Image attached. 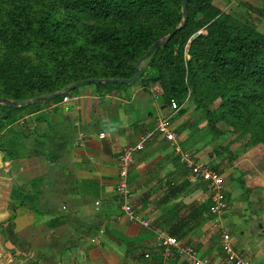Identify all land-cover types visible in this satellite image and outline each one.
<instances>
[{
    "label": "crops",
    "instance_id": "obj_1",
    "mask_svg": "<svg viewBox=\"0 0 264 264\" xmlns=\"http://www.w3.org/2000/svg\"><path fill=\"white\" fill-rule=\"evenodd\" d=\"M91 85L69 92L68 102L29 105L0 137V256L26 264H192L179 254L161 263L157 238L169 236L191 245L200 257L229 264L205 184L182 166L163 136L136 153L128 178L133 207L149 225L122 211L118 158L171 113L159 85L137 82L113 90ZM188 122L180 128L186 133L182 148L226 178L228 207L218 226L232 235L238 254L264 264V147L242 148L237 157L214 134L193 145L196 132L185 126ZM187 179L190 186L169 198ZM18 214L30 218L18 223ZM18 227L25 230L22 244L38 253L14 257L7 242L16 243L12 229ZM3 228L10 231L7 239Z\"/></svg>",
    "mask_w": 264,
    "mask_h": 264
},
{
    "label": "trees",
    "instance_id": "obj_2",
    "mask_svg": "<svg viewBox=\"0 0 264 264\" xmlns=\"http://www.w3.org/2000/svg\"><path fill=\"white\" fill-rule=\"evenodd\" d=\"M183 1L0 0V98L21 105L87 80L133 78L138 61L183 23ZM213 1L189 0L188 22L142 64L137 82L159 85L168 107L171 100L195 104L216 138L227 128L264 147V33ZM248 13L264 17V2ZM29 107L0 104V133ZM188 179L169 198L182 194Z\"/></svg>",
    "mask_w": 264,
    "mask_h": 264
},
{
    "label": "built area",
    "instance_id": "obj_3",
    "mask_svg": "<svg viewBox=\"0 0 264 264\" xmlns=\"http://www.w3.org/2000/svg\"><path fill=\"white\" fill-rule=\"evenodd\" d=\"M64 102H68L69 98L64 97ZM180 106L175 100H171L170 116L157 119L155 126L150 131L143 135L135 146H129L120 154L118 158V180L116 186L117 194L122 198V211L128 216L131 221L140 225H149L148 221L144 219L133 207L131 197L132 192L129 186V174L134 161V155L144 150L146 144L154 137L160 135L168 142L173 149L176 157L180 163L189 170V172L200 182L204 183L210 195L209 212L215 218V225L219 228L222 238V249L229 264H252L250 260L238 254L233 245L232 235L221 228V218L227 211V185L225 176L216 171L209 163L197 159L190 152L185 151L180 142L177 132L171 130L170 120L181 110ZM104 136V134L102 135ZM85 134L81 133L80 144L84 145ZM97 210H99L100 203L97 202ZM160 256L165 261L171 260L174 255L185 256L192 264H215L208 258H203L198 255V252L191 246H182L177 238L169 236H158L157 238ZM150 258V255H146Z\"/></svg>",
    "mask_w": 264,
    "mask_h": 264
},
{
    "label": "rangeland",
    "instance_id": "obj_4",
    "mask_svg": "<svg viewBox=\"0 0 264 264\" xmlns=\"http://www.w3.org/2000/svg\"><path fill=\"white\" fill-rule=\"evenodd\" d=\"M263 2H264V0H214L213 1L214 5L219 7L225 13H228L231 16H233L239 22H241L243 24H249L251 27L261 31L262 33H264V17L256 16L255 14L250 16V14L248 13L249 7H253L255 9H261ZM239 3L241 5H239ZM90 86H94V85L88 84V85H84V86H80V87H90ZM45 102H47V101H45ZM41 103H43V102H41ZM44 104H46V103H44ZM182 108L184 109V111H182L181 113H178L174 118H172L170 120V124H171L170 128H171V130L177 132V134L179 135V142L181 143V146H183V141H184V137L186 134L183 129H180L182 124H183L182 121L188 120L189 122L185 126L186 127H187V125H189V127L191 126L192 127L191 130L196 132L195 139H192L194 142L192 141L191 144L195 145L196 144L195 141L199 142V140L202 141V139L204 140V138L206 140L208 138H211L212 137L211 134H214V133L209 128L208 120L204 116L203 111L202 110L197 111L196 105L193 103H187V104H185L184 107L182 106ZM224 131H226V132L229 131V132L227 134L225 133L224 136L219 137L218 142L220 143V139H221L223 146L225 145V147H227V148L229 146L232 147L233 150L237 153L236 154L237 157H240L242 155V153L240 152L242 148L243 149H248L249 147L251 148V145H250L251 143L249 142L248 137L242 138L239 135H235L234 133H232L227 128L224 129ZM206 135H211V136H206ZM0 137L3 138V134L0 133ZM213 138H214V136H213ZM183 147L185 148V146H183ZM253 147H255V146H253ZM227 148H221V149L225 152L227 150ZM171 150L173 151L172 148H171ZM173 153H174V151H173ZM174 155H175V153H174ZM231 155L233 156V154H231ZM231 155L229 154V157H231ZM244 155H245V153H244ZM188 172H189V170H188ZM242 177L243 176L241 175L240 177L237 178V180L240 182V179ZM230 185H232V184H230ZM234 188H235V186H234ZM236 194H238L237 191L235 192L234 196ZM20 211H23V210L20 209ZM17 217H18L17 222L23 223L25 221V219L30 218V215L18 214ZM15 222L16 221L13 220L11 223V225L13 227H14ZM2 232L6 236V239L9 238V232H10L9 229H7V230L4 229ZM7 232H8V234H7ZM12 232L15 233L13 238L16 241V243H12L9 240L7 242V246L12 247L14 249V254H15L14 257H17L16 252L22 253V254H26L28 252L38 253L36 250L33 249L32 245H29V243H27L25 245L22 244L21 237H22V234L25 233L24 229L22 230L21 228L18 227V228L12 229ZM0 248H2V247H0ZM32 257H35L34 254ZM34 262H36V263H34ZM0 264H26V262H25V260H22L21 258L20 259L19 258L18 259L13 258V260H12L10 257H4V254H3L2 256H0ZM32 264H44V262L33 260Z\"/></svg>",
    "mask_w": 264,
    "mask_h": 264
},
{
    "label": "water",
    "instance_id": "obj_5",
    "mask_svg": "<svg viewBox=\"0 0 264 264\" xmlns=\"http://www.w3.org/2000/svg\"><path fill=\"white\" fill-rule=\"evenodd\" d=\"M188 2L189 0H184L183 1V17H184V21L183 23H181L177 28H175L170 34H168L166 37H164L162 40L156 42L146 53V55H144L137 63V73L136 75L128 80H98V79H92V80H87L84 82H81L79 84L70 86L66 89H64L62 92L49 96V97H41L35 100H31L29 102H26L24 104L21 105H17L14 102H11L9 100L6 99H2L0 98V104H5V105H9V106H13V107H25L31 104H35V103H39V102H45V101H49V100H53L55 98L60 97L62 94L65 93H69L71 91H73L74 89H76L77 87L80 86H84V85H88V84H97V83H101V82H106L108 84H112V85H133L135 84L140 78L141 76L144 74V69L141 68L142 64L154 53L155 50H157L158 48H160L164 42H166L167 39L172 38L181 28H183L186 23L188 22L189 19V15H188ZM203 33L199 32L198 34H196L194 36V40L197 39L198 37H200Z\"/></svg>",
    "mask_w": 264,
    "mask_h": 264
}]
</instances>
